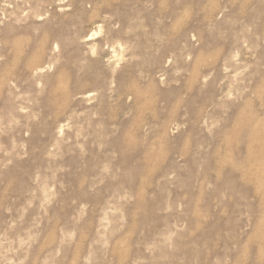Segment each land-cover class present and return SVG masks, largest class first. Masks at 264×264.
Instances as JSON below:
<instances>
[{
  "label": "rangeland",
  "instance_id": "374dc122",
  "mask_svg": "<svg viewBox=\"0 0 264 264\" xmlns=\"http://www.w3.org/2000/svg\"><path fill=\"white\" fill-rule=\"evenodd\" d=\"M0 264H264V0H0Z\"/></svg>",
  "mask_w": 264,
  "mask_h": 264
}]
</instances>
